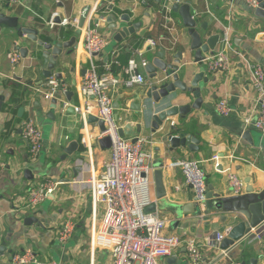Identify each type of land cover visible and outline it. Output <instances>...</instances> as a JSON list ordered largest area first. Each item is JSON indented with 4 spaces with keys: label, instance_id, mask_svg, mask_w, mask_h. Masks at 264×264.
Returning <instances> with one entry per match:
<instances>
[{
    "label": "crops",
    "instance_id": "0c3cea01",
    "mask_svg": "<svg viewBox=\"0 0 264 264\" xmlns=\"http://www.w3.org/2000/svg\"><path fill=\"white\" fill-rule=\"evenodd\" d=\"M155 1L139 4L131 12L134 0H21L15 5H10L8 0H0V12L17 17L19 25L32 27L38 31L39 38L49 40L51 33H63L64 39H69L72 35L76 36V30H80L59 24L50 27V20L57 23L58 18L75 16L79 20L85 6H90L87 14L91 9H99L100 13L106 15L100 31L110 37L109 46L95 56L100 70H103L102 64L108 60L114 46L120 48L119 60L121 65H125L133 50L143 46L146 37H162L158 48L145 52L144 57L148 62L156 57L161 48H165L167 60L173 62V55L188 39L187 29L180 15L172 11L176 19L175 36L163 30L158 5L160 1ZM174 3L189 5L198 23L207 26L208 34L217 32L220 35L223 26L227 27L232 49L236 52L230 54L229 70L209 72L207 82L200 83V108L192 110L184 120L178 116L169 119L172 124L182 123L187 133L200 138L199 151L191 152L187 148L170 151L159 132L151 133L148 129H143L139 134L136 132V113L129 109L135 103L133 94L139 88L120 89L114 96V106H118L114 107V116L124 118L120 128L126 124L132 128V134L124 136L146 138L145 148L152 155L153 172L156 168L162 169L166 194L159 199L156 197L153 177L151 195L156 210L166 218L164 233H174L183 239L172 256L175 257L174 261L168 262L166 258L161 260V264H194L187 258L186 244L190 240L201 251L203 260L200 264H230L231 259L245 264H264L263 252L256 241L240 242L226 254L224 250L227 249H222L221 243L201 246L205 236L225 230L226 223L231 224L234 214H228L227 217L231 218L223 221L222 214H208L200 207H195L192 213L183 212L186 204H195L193 197L196 196L192 187L183 184L182 171L170 165L180 158L203 159L202 168L207 176V184L220 177L223 187L229 172L243 180L244 189L248 185L254 186L258 179H264L263 151L242 138L244 132L249 130L254 141L258 137L264 141V134L244 123L245 117H255V95L244 60L259 63L264 68V19L256 18L243 0H173L172 6ZM121 13L128 14L129 20L124 24L134 26V32L132 36L117 42L113 37L120 24H124L117 20V27L110 29L107 19L111 14L117 16ZM87 14L82 28L92 24ZM79 38L80 33L76 36L75 50L70 55H63L59 67L54 71L62 74L60 81L65 82L66 93L73 91L71 100H67L69 107L79 103L76 87L83 75L82 70L88 65ZM17 45L27 47L28 54L25 58L21 56L20 63L12 69L9 54ZM36 47L39 48L35 42L24 36L19 37L15 29L0 31V247H4L0 264H11L10 257L22 253L25 248H30L39 260H57L61 264H109V251L100 247L93 250L91 246V233L100 224L104 204H98L95 211L92 209L89 180L100 172L102 162L110 156V150L100 148L96 139L99 132L96 123L82 125L77 113L67 109L62 114L57 106H52V102L44 103L33 93L34 87L45 80L40 74L41 65L35 63L32 57ZM220 47L218 42L214 52ZM182 64L189 66V74L196 70L193 54L187 49L183 52L181 63L175 65L181 67ZM142 72L148 76L146 68ZM190 79L191 76L186 82ZM13 93V102L10 103ZM176 95L171 104L183 105L189 101V97L183 93L177 92ZM221 99H225L231 107L227 116L215 110L216 102ZM20 107L24 111L19 114ZM131 114L134 117H130ZM28 117L37 118L39 123L43 138L40 154L44 159L40 155L41 158L38 156L35 160L29 156L28 145L22 135V124ZM83 134L87 146L81 142ZM74 140L79 143L77 150L64 154V149ZM88 146L91 147L90 153ZM213 155L218 156L217 161L211 159ZM45 178L58 182L57 189L50 198L30 208L27 189L30 183ZM205 201L198 203L203 205ZM68 219L75 225L73 235L61 243L57 230Z\"/></svg>",
    "mask_w": 264,
    "mask_h": 264
},
{
    "label": "built area",
    "instance_id": "2783aa9c",
    "mask_svg": "<svg viewBox=\"0 0 264 264\" xmlns=\"http://www.w3.org/2000/svg\"><path fill=\"white\" fill-rule=\"evenodd\" d=\"M251 9L257 6L256 0H243ZM21 0H8L10 5L20 3ZM130 11L133 12L139 4H149L155 0H134ZM173 0H160L159 12L161 15V27L169 34L175 36L176 19L172 15ZM107 13V11H106ZM123 13L117 14L120 17ZM127 14V13H126ZM128 15V14H127ZM55 16V15H54ZM87 18L92 24L79 28L78 17L60 18L59 22L50 20V27L56 24L70 26L72 29L81 30L79 41L82 43V51L88 58V65L76 87L78 104L73 105L74 112L80 117L82 125H86L89 115H94L102 121L104 130L98 132L96 139L103 137L110 139V156L102 162L100 172L89 180L91 186V204L95 211L98 204H104L103 215L100 224L91 233V246L107 249L111 260L109 264H161L162 259L173 256L181 245L183 239L177 234H165L166 218L157 210L145 212V208L152 204L151 187L153 184L152 155L145 148L146 138L138 136L133 142L131 138L122 136L118 130L123 122L121 117H114V96L120 89L130 90L143 88L148 79L142 69L148 60L144 57L147 50L158 48L162 37L153 39L146 37L141 48L133 50L132 56L125 65L119 60L120 48L114 46L110 50V57L102 64L103 70L95 58L109 46V36L100 31L101 23L106 21V15L99 9H91ZM221 47L206 56L209 72L226 71L231 65L230 54L232 51L231 35L227 27L219 35ZM22 60L18 48H14L9 54L12 69ZM249 68V81L252 84L255 95V117L244 118L246 125L264 134V68L259 63H249L244 60ZM119 68V69H117ZM66 84L62 83L54 73L47 79L41 80L33 89V93L39 96L44 103H50L53 99L59 111L66 113L70 103L66 99ZM217 113L227 116L231 107L225 99L218 100L215 104ZM22 135L25 139L29 156L35 160L41 153L43 138L40 128L32 117H28L22 124ZM87 146L85 134L81 139ZM88 152L91 147L88 146ZM211 159L217 161L218 156ZM204 160L180 158L170 165L182 171L183 184L191 186L198 202L205 200L207 186L206 174L202 168ZM226 184L232 193L239 194L244 191V182L233 172L226 174ZM58 182L51 178L30 183L27 189V204L30 208L41 204L50 198L57 189ZM176 188H179L176 186ZM74 222L70 219L64 222L57 230V238L65 243L73 235ZM232 224L226 223L225 230L214 232L211 236H205L202 240L204 247L215 246L222 242L231 229ZM256 241L264 256V221H261L249 232L245 233L241 242ZM236 246V245H235ZM232 248V247H231ZM187 258L194 264H200L203 260L199 247L193 240L186 244ZM229 250V249H228ZM224 250V254L228 252ZM93 254V253H92ZM11 264H61L57 260H39L30 248H25L22 253L13 254L10 257ZM230 264H245L237 260Z\"/></svg>",
    "mask_w": 264,
    "mask_h": 264
},
{
    "label": "water",
    "instance_id": "95a60500",
    "mask_svg": "<svg viewBox=\"0 0 264 264\" xmlns=\"http://www.w3.org/2000/svg\"><path fill=\"white\" fill-rule=\"evenodd\" d=\"M158 2L160 0H157ZM257 6L251 9L256 18L264 19V0H256ZM90 6H85L79 18L78 27L82 28L85 16ZM172 11L180 15L183 26L187 29L188 39L184 46L173 55V62L166 58L165 48H161L156 54V57L150 60L147 64L146 72L148 73L147 79L149 82L142 89H137L133 94L135 103L129 110L136 113L135 118L138 121L135 126L136 132L139 134L143 129H148L151 133L159 132L162 139L168 144L169 150L173 151L176 148H187L191 152L200 150V138L197 135L187 133L183 124H172L171 119L178 116L180 120H184L186 116L194 109H199L202 103L200 97V83H206L208 78V69L206 63V56L215 50L219 40V34H208L207 26L204 23L199 24L198 20L193 17L190 6L187 4L174 3ZM128 15L123 14L118 19L117 16L111 14L107 21L110 23V29L117 27L116 21L121 20L122 23L128 22ZM59 22V18L57 20ZM119 26V29L114 35V40L117 42L122 41L124 38L132 36L134 26H126L125 24ZM15 29L19 37H26V39L35 42L39 48L36 47L32 57L35 63L40 64V74L42 78L47 79L52 73L62 80L60 72H54L61 63L63 55H70L75 48L76 36L72 35L69 39H64L63 33H51L49 40L39 38L38 31L29 26L19 25L18 19L15 16H7L0 12V31L5 29ZM21 56L27 57L28 48L17 45ZM186 49L193 54V62L196 64V70L189 74V66L182 64L181 67L176 66L183 58V52ZM65 50V52H64ZM84 73V70H82ZM191 76L189 82L187 79ZM65 83V82H62ZM71 83H74L72 81ZM177 92L183 93L189 97V101L183 105L171 104L172 100L177 97ZM67 100H71L73 91L69 90L66 93ZM1 101V100H0ZM53 107H56V101H52ZM118 108V106H114ZM126 110V109H125ZM24 111L23 107L18 109V113ZM68 111L74 113L72 106ZM130 112V113H131ZM115 118L118 115L114 116ZM130 117H134L131 114ZM122 118V117H121ZM124 122V118H122ZM88 123H96L100 131L104 130L102 121L98 120L94 115H89L87 118ZM131 129L130 132L127 129ZM119 134L130 136L132 128L130 124L119 128ZM243 139L249 142L252 146L259 147L264 153V141L258 137L254 141L250 135V131L244 132ZM133 142L138 139V136L131 138ZM99 146L102 149L110 147L109 137H103L98 140ZM77 141H71L64 149V154H72L78 148ZM222 166L219 167V170ZM28 170L25 171L28 174ZM154 187L156 197L159 199L166 194L165 185L163 181V172L161 168H156L153 172ZM207 180V176H206ZM191 187V186H190ZM195 204L188 203L183 208V212L192 213L195 207L204 208L208 214L216 215L222 214L223 221L230 219L228 214H234L231 218V229L228 236L224 237L220 247L222 249H229L230 251L235 245L241 242L242 236L249 232L252 227L264 221V179H258L254 186L248 185L244 192L235 194L232 193L231 188L224 184L222 179H212L206 186L205 199L206 201L201 205L198 203L197 198L193 197ZM145 212L156 210V204L152 203L147 206ZM232 247V248H231ZM4 252V247H0V256ZM175 257H168L167 261H174ZM180 263V262H179Z\"/></svg>",
    "mask_w": 264,
    "mask_h": 264
},
{
    "label": "rangeland",
    "instance_id": "374dc122",
    "mask_svg": "<svg viewBox=\"0 0 264 264\" xmlns=\"http://www.w3.org/2000/svg\"><path fill=\"white\" fill-rule=\"evenodd\" d=\"M117 22H119V21H117ZM175 28H176V25H175ZM79 33H80V30H76V31H75L76 36H79ZM35 121H37V118H36ZM36 123H37V125H39L38 121H37ZM40 126H41V125H40ZM40 156L44 159V156H43L42 154H40ZM40 156H39V157H40ZM41 157H40V158H41Z\"/></svg>",
    "mask_w": 264,
    "mask_h": 264
},
{
    "label": "trees",
    "instance_id": "16d2710c",
    "mask_svg": "<svg viewBox=\"0 0 264 264\" xmlns=\"http://www.w3.org/2000/svg\"><path fill=\"white\" fill-rule=\"evenodd\" d=\"M41 39L45 40L43 37H41ZM12 98H14V93H13L12 97L9 99V102H10V103L13 102V99H12ZM8 104H9V103H8Z\"/></svg>",
    "mask_w": 264,
    "mask_h": 264
}]
</instances>
